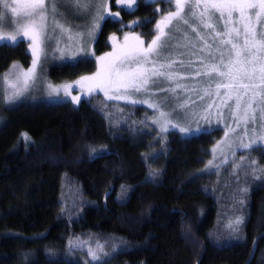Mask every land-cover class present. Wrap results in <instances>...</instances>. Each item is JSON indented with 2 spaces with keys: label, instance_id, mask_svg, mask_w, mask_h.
Listing matches in <instances>:
<instances>
[{
  "label": "trees",
  "instance_id": "1",
  "mask_svg": "<svg viewBox=\"0 0 264 264\" xmlns=\"http://www.w3.org/2000/svg\"><path fill=\"white\" fill-rule=\"evenodd\" d=\"M168 6L137 0L130 11L111 0L110 11L120 15L100 24L95 55L53 66L51 79L92 74L95 57L125 33L150 42ZM27 43H0V75L13 63L30 66ZM150 114L99 95L7 109L0 125V264H264V148L204 172L221 129L157 137L145 124ZM241 156L256 165L234 167ZM70 241L103 245L101 260L85 261Z\"/></svg>",
  "mask_w": 264,
  "mask_h": 264
},
{
  "label": "snow or ice",
  "instance_id": "2",
  "mask_svg": "<svg viewBox=\"0 0 264 264\" xmlns=\"http://www.w3.org/2000/svg\"><path fill=\"white\" fill-rule=\"evenodd\" d=\"M167 2L174 4V10H169L156 22L155 35L147 43V46H145V41L141 39V36L125 33L124 44L114 48L113 52L95 57L96 62L100 65L97 71L91 76L80 77L74 84L81 89L86 87L88 94L96 90L103 91L110 100H124L133 105L147 103L149 107L159 112V119H153V123L160 124L161 132H167L169 125L172 128L178 127L179 131L186 136H194L201 131H208V129L199 127L194 130L180 127L171 122L169 119L171 113L162 111L160 103H150L146 99L135 97L140 93L155 96L156 93L151 91V87L156 85L161 77L168 81L176 78L175 73L162 70L171 69L175 63V61H169L168 56L164 55V51L172 39L170 32L166 30L171 29L173 22L190 26L192 19H198L205 27H212L213 25L206 21H211L215 17L223 21V27L216 31V36L221 38L220 44L222 46H231L230 49H227L230 58L225 63L223 60L224 53L221 52L220 64H213L211 71L205 72L204 75L210 76L214 72L219 77L224 78L227 82L217 83L216 88H225L228 90V95L236 92L237 108H240V90H243L244 95L252 90L243 118L244 135H248L247 124L249 121L253 124L256 122L255 113L257 109L253 107V103L259 97V104L264 105V0H167ZM61 3L76 9L79 14L91 16L90 26L87 27L88 36L99 30L100 21H104L106 16L116 19L120 15L119 12H112L108 9V0H11L10 3L9 0H0V42L17 44L21 39L26 40L32 57L31 64L27 69H22L19 65L14 64L9 73L4 74V82L11 89L10 93L7 89L5 90L4 99L6 102L18 99L35 85L38 74L43 73L44 64L50 54L51 42L57 29H59V37L56 38V47L51 54L59 52L60 59L77 61V56L67 55L59 45L65 35H67V40L71 42L74 39L82 38L85 33L73 32L70 25L62 24L56 19L58 15H63L59 11ZM115 3L131 11L137 0H115ZM198 9L199 12H197ZM216 14H219L218 17ZM50 16L51 26L49 25ZM132 23L138 25L139 21ZM192 31H196V29L193 28ZM130 35L134 41L132 44L128 42ZM112 39L115 40V36ZM241 39L242 44L239 43ZM81 51L83 52V48ZM89 55L94 56L95 54L84 53L85 57ZM233 55L234 58H232ZM161 58L169 62L160 63ZM84 62L86 60L83 58L78 61V63ZM12 74L15 75V78L10 80L9 76ZM200 74L197 72V75ZM48 87L50 88L49 95L59 96L60 92L63 91L64 97H71L73 102L79 103L81 99L80 96L72 95L74 85L71 83L56 87L49 84ZM176 87H183V85L177 84ZM109 91L115 94L109 95ZM161 91L174 93L175 89H161ZM178 107L182 109L185 104H180ZM260 112L262 121H264V107H260ZM219 118L221 117L218 115ZM201 119L208 121L209 117L205 115ZM261 128L264 129V122L261 123ZM251 131L255 134L256 129L252 128ZM22 135L27 139V134ZM227 135L226 132L225 136L227 137ZM262 142H264V132L249 143H244L241 139L239 147L253 149L254 145L259 146ZM215 150L214 147L213 153ZM227 162V159L222 161V163ZM232 163L236 168L241 166L253 168L256 165L254 160L245 165L243 156H241L239 163L235 161ZM212 167L219 169V165L214 164L213 160H209L202 171H207ZM253 171L255 173V169ZM255 178L261 179V176L256 175ZM243 191H247V189ZM241 222V218H237L235 221L236 224ZM229 227L232 225L230 224ZM236 230L238 229L233 228V231ZM85 243L78 242L79 246H83ZM69 246L71 248L75 245L70 241ZM96 247L100 252H103V245L97 243ZM88 255L92 261L101 260L100 255L91 248L88 249Z\"/></svg>",
  "mask_w": 264,
  "mask_h": 264
},
{
  "label": "rangeland",
  "instance_id": "3",
  "mask_svg": "<svg viewBox=\"0 0 264 264\" xmlns=\"http://www.w3.org/2000/svg\"><path fill=\"white\" fill-rule=\"evenodd\" d=\"M162 1L164 2L165 0ZM10 2L11 0H9V3ZM110 5L111 0H108L109 10ZM165 10H167V12L169 10H174V4H170V6H168V8H165ZM59 11L63 14L56 17V19L59 20L60 23L70 25L73 32L85 33L82 38L74 39L71 42L67 40V35H65L59 47L61 49H64L67 55L77 56V61L81 58H87L91 56H84L85 52L93 53V42L98 32L94 31L91 36L87 35V27L90 26L91 16L88 14H79L76 9L64 3H61L59 5ZM199 11L200 10L198 9L197 12ZM167 12L163 15H166ZM218 15L219 14H216L217 17ZM161 17L162 15L157 18V21L160 20ZM206 22L211 23L213 26L205 27L204 24L200 23L198 19H192L190 22V26L183 25L182 23H177L176 21L173 22V26L171 27V29L166 30L170 32L172 39L169 41V45L165 49L164 55L168 56L169 61H175V63L172 65L171 69L162 70L175 73L176 78L172 81H168L161 77L158 83L151 87V91L156 93L155 96H149L144 93H140L137 94L135 98L146 99L150 103H160L161 110L171 113L169 119L172 123H176L180 127H186L192 130L199 127L201 129H208V131L215 128L221 129L220 136L216 138L215 142L210 147L209 157L207 160V164L209 160H213V163L219 165L220 168V166L225 164L222 163V161L225 159H227L228 161L233 153H243L249 150L239 147L241 139L244 143H249L254 138H258L260 134L264 132V129L261 128V123L264 121H262V114L260 112V107H264V105L259 104V97H257V101L253 103V107L257 109L255 113L256 122L255 124H253L251 121H249V123L247 124V127L249 129L248 135H244V110L247 106L248 100L251 98L252 90H249L247 95H244L243 90H240V108H237L236 92H232L231 95H228V90H226L225 88H216L217 83H226L227 81L224 78L219 77L214 72L211 73L210 76L204 75L205 72L211 71V67L213 64H220L221 52L224 53V62H228L230 57L227 49H230L231 47L230 45L222 46L220 44L221 38L216 36V31L220 30L223 27V21L218 20L214 17L213 20ZM101 23L102 21H100V24ZM49 25L51 26V16L49 17ZM193 28H195L196 31H192ZM134 35H138V33L136 32ZM58 37L59 29H57L54 39L51 42V47L49 49L50 54L47 58L46 63L44 64L43 73L38 74L35 85H33L29 89V91L20 96L18 99L12 102L5 101V90L7 89L10 93L11 89L4 82V74L9 73V70L14 64L19 65L22 69L27 68L22 67L19 63H13L6 72L0 75V125L3 122L6 110L16 106L20 102L43 101L50 103L71 102L76 104L77 102H73L71 97H64L63 91L60 92L59 96L49 95V84H51L53 87H56L71 83L74 85L72 89V95L80 96L81 99H88L93 95H99L102 101L117 107H143L146 111H150L151 114L146 119L145 124L146 126H148V128L155 131L157 137H161L169 131H175L181 136L186 137L184 133H181L179 131L178 127L172 128L170 125L168 126L167 132H161L160 124L153 123V119H159V112L149 107L147 103H138L133 105L131 103L125 102L124 100H110L105 96L104 92L100 90H96L91 94H88L86 87L81 89L79 88V86H76L74 84V82L80 77L71 81L52 80L50 70L53 66L62 65L65 63H76V61L60 59L59 52L51 54L52 50L56 47V38ZM141 39L145 41V46H147L148 40H146L144 36H141ZM224 39H227V37H224ZM116 42L117 43H115V45L107 53L113 52L114 48L123 45L124 36L122 39L117 40ZM128 42L129 44L134 43L131 35L129 36ZM239 43L242 44V39L239 41ZM81 48H83V52L81 51ZM105 54L100 56H104ZM232 58H234V55ZM169 61H165L161 58L159 62L167 63ZM96 64L97 68L92 74H94L100 67L97 62ZM197 72H200L201 74L197 75ZM92 74L85 76H91ZM14 78V74L9 76L10 80ZM177 84L183 85V87H176ZM161 89H175V92L173 93L169 91H161ZM114 94V92L109 91V95ZM180 104H185V107L182 109L179 108L178 105ZM205 115L209 117L208 121L201 119V117ZM218 115L221 118L218 119ZM252 128L256 129L255 134L251 131ZM226 132L228 133L227 137L225 136ZM255 146L257 145H254L253 147ZM259 146H262V148H264V142H262ZM214 147L216 149L215 153H213ZM216 169L217 168L212 167L207 171H214ZM74 245V251L84 257L85 261H91V257L88 255L89 248L93 249L98 254L97 248H92L91 245H88L86 243L83 244V246H79L78 242Z\"/></svg>",
  "mask_w": 264,
  "mask_h": 264
},
{
  "label": "water",
  "instance_id": "4",
  "mask_svg": "<svg viewBox=\"0 0 264 264\" xmlns=\"http://www.w3.org/2000/svg\"><path fill=\"white\" fill-rule=\"evenodd\" d=\"M96 157V156H95Z\"/></svg>",
  "mask_w": 264,
  "mask_h": 264
}]
</instances>
